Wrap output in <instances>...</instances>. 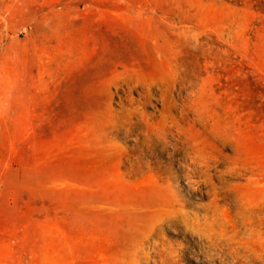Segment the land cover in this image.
Wrapping results in <instances>:
<instances>
[{"label": "rangeland", "instance_id": "374dc122", "mask_svg": "<svg viewBox=\"0 0 264 264\" xmlns=\"http://www.w3.org/2000/svg\"><path fill=\"white\" fill-rule=\"evenodd\" d=\"M0 264H264V0H0Z\"/></svg>", "mask_w": 264, "mask_h": 264}]
</instances>
